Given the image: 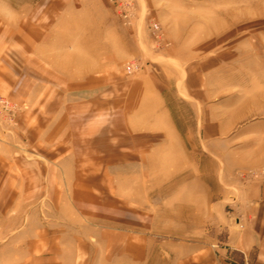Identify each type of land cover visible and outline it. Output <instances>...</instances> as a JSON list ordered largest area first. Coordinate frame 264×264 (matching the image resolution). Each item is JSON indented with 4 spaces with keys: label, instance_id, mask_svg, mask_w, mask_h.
<instances>
[{
    "label": "rangeland",
    "instance_id": "obj_1",
    "mask_svg": "<svg viewBox=\"0 0 264 264\" xmlns=\"http://www.w3.org/2000/svg\"><path fill=\"white\" fill-rule=\"evenodd\" d=\"M262 159L264 0H0V264H264Z\"/></svg>",
    "mask_w": 264,
    "mask_h": 264
},
{
    "label": "crops",
    "instance_id": "obj_2",
    "mask_svg": "<svg viewBox=\"0 0 264 264\" xmlns=\"http://www.w3.org/2000/svg\"><path fill=\"white\" fill-rule=\"evenodd\" d=\"M34 32L36 33L39 31L34 30ZM41 41L43 42L42 45H45L47 40L42 38ZM82 43L87 44L85 48L90 51L91 55L96 56L94 47L90 42L86 40ZM64 61L68 67L67 59L64 58ZM34 64L39 65L40 62L35 61ZM60 80H66V74L63 75V78L60 76ZM204 127L208 126L205 124ZM263 160L264 159H262V161ZM247 187L249 190L242 192L243 198L241 200V204L245 210V217L242 221L243 226L240 230L233 231V241L235 248L240 251L250 252L255 246H259L260 252H264V183L252 181V183Z\"/></svg>",
    "mask_w": 264,
    "mask_h": 264
},
{
    "label": "built area",
    "instance_id": "obj_3",
    "mask_svg": "<svg viewBox=\"0 0 264 264\" xmlns=\"http://www.w3.org/2000/svg\"><path fill=\"white\" fill-rule=\"evenodd\" d=\"M152 29L157 35H159L160 27H159V24L157 22H154L152 24ZM128 69L130 70V67H128Z\"/></svg>",
    "mask_w": 264,
    "mask_h": 264
}]
</instances>
